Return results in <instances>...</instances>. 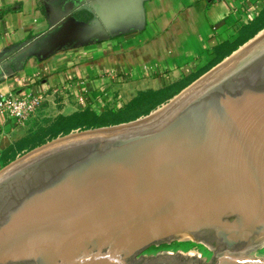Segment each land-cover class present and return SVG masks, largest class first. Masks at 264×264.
Segmentation results:
<instances>
[{
  "label": "water",
  "instance_id": "95a60500",
  "mask_svg": "<svg viewBox=\"0 0 264 264\" xmlns=\"http://www.w3.org/2000/svg\"><path fill=\"white\" fill-rule=\"evenodd\" d=\"M145 1L82 0L92 18L67 12L4 65L140 28ZM187 239L211 260L147 254ZM263 246L264 33L151 116L58 137L0 171V264H264Z\"/></svg>",
  "mask_w": 264,
  "mask_h": 264
},
{
  "label": "crops",
  "instance_id": "0c3cea01",
  "mask_svg": "<svg viewBox=\"0 0 264 264\" xmlns=\"http://www.w3.org/2000/svg\"><path fill=\"white\" fill-rule=\"evenodd\" d=\"M82 4L0 0V91L46 95L40 118L25 124L0 113V171L29 151L28 137L45 119L87 107L98 112L120 108L140 91L191 80L181 93L264 30V0H146L140 28L120 29L116 36L61 48L44 58L32 55L23 65H4L24 42L48 32L67 12L92 18ZM257 28L262 29L254 33ZM8 67L14 73L7 74Z\"/></svg>",
  "mask_w": 264,
  "mask_h": 264
},
{
  "label": "trees",
  "instance_id": "16d2710c",
  "mask_svg": "<svg viewBox=\"0 0 264 264\" xmlns=\"http://www.w3.org/2000/svg\"><path fill=\"white\" fill-rule=\"evenodd\" d=\"M248 29L250 32L251 29ZM260 29L262 28H257L254 33ZM254 33L250 37H254ZM190 83L191 80L184 78L165 88L140 91L120 108L106 107L102 112H98L87 107L72 114H59L45 119L28 137L29 151L45 142L75 131L119 125L148 116L152 111L169 102Z\"/></svg>",
  "mask_w": 264,
  "mask_h": 264
},
{
  "label": "built area",
  "instance_id": "2783aa9c",
  "mask_svg": "<svg viewBox=\"0 0 264 264\" xmlns=\"http://www.w3.org/2000/svg\"><path fill=\"white\" fill-rule=\"evenodd\" d=\"M44 92L16 96L0 91V113L12 122L22 125L27 121L40 118V108L46 97Z\"/></svg>",
  "mask_w": 264,
  "mask_h": 264
},
{
  "label": "rangeland",
  "instance_id": "374dc122",
  "mask_svg": "<svg viewBox=\"0 0 264 264\" xmlns=\"http://www.w3.org/2000/svg\"><path fill=\"white\" fill-rule=\"evenodd\" d=\"M263 33H264V30L257 37H255L253 40H255L256 38H258L259 36H261ZM253 40H251L250 42H252ZM248 44H246V45H248ZM244 47H242V48H244ZM169 102L165 103L164 105H162V106L158 107L157 109H155L154 111H152L151 112V115L153 113L159 111L161 108H163ZM146 117L147 116H144V117L139 118V121L140 120H143ZM76 132L77 131H75V133ZM45 143H47V142H45ZM41 145H39V146H41ZM39 146H37V147H39ZM161 250H169V251H174V252H177L178 250H182L183 252L194 251V252L201 253V256L202 257H207V260L206 261H210L211 258H212V256H213V251L210 250L203 242H198V241L193 240V239L174 240V241H172L170 243H164V244H161L159 246H156V247H153V248L149 249L148 252H147V254L148 255L157 254ZM252 255L257 256V257H264V246L261 247V248L255 249L252 252Z\"/></svg>",
  "mask_w": 264,
  "mask_h": 264
},
{
  "label": "bare ground",
  "instance_id": "6f19581e",
  "mask_svg": "<svg viewBox=\"0 0 264 264\" xmlns=\"http://www.w3.org/2000/svg\"><path fill=\"white\" fill-rule=\"evenodd\" d=\"M236 53H237V52H236ZM153 114H154V113H153ZM149 116H151V115H149ZM149 116H147V117H149ZM147 117H146V118H147ZM144 119H145V118H144Z\"/></svg>",
  "mask_w": 264,
  "mask_h": 264
}]
</instances>
